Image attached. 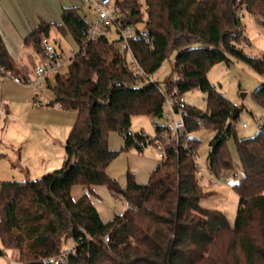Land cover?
Masks as SVG:
<instances>
[{
	"label": "trees",
	"instance_id": "trees-1",
	"mask_svg": "<svg viewBox=\"0 0 264 264\" xmlns=\"http://www.w3.org/2000/svg\"><path fill=\"white\" fill-rule=\"evenodd\" d=\"M118 2L127 10L125 23L141 29L128 44L144 75L126 68L114 40L87 41L88 23L76 7L62 9L60 24L40 21L24 39L42 55L41 37L55 27L67 30L84 53L75 54L53 84L47 81L53 92L47 105L77 113L61 166L32 180L0 181V255L12 249L19 264H53L46 259L71 241L72 251L56 264H264V127L238 137L235 105L207 78L215 64L237 60L264 79V51L251 56L238 48L246 37L237 16L243 8L264 24V0ZM172 53L170 74L160 85L152 75ZM0 66L19 76L1 38ZM193 89L205 94L206 111L186 103L185 131L164 144V158L147 182L130 171L125 186L109 176L106 169L121 151L164 143L157 119L166 94ZM251 96L264 109V82ZM134 115L154 120V136L131 130ZM200 125L214 132L207 167L216 179L233 167L226 143L234 138L242 176L231 185L238 196L232 223L223 211L200 204L208 192L196 161L200 140L190 136ZM111 131L122 137L117 150L107 145ZM78 184L88 191L73 198ZM94 185H105L130 206L103 221L91 201Z\"/></svg>",
	"mask_w": 264,
	"mask_h": 264
},
{
	"label": "rangeland",
	"instance_id": "rangeland-1",
	"mask_svg": "<svg viewBox=\"0 0 264 264\" xmlns=\"http://www.w3.org/2000/svg\"><path fill=\"white\" fill-rule=\"evenodd\" d=\"M75 5L78 12L86 21H91L95 18L94 9L89 4H80L76 1ZM243 14L241 27L246 39L241 40L238 48L245 54L260 56L264 51V24L259 21V18L247 11H243ZM108 37L110 39L118 37V32L114 26L110 29ZM49 38L57 51L62 50L66 56L70 55L71 51L76 48L75 42L70 35L61 36L60 41H55L56 38L52 35ZM174 55L172 53L152 75V78L157 80L160 85L164 84L165 79L170 74V64ZM40 59L41 55L39 57L33 56V64H38ZM66 69L64 67L61 71L64 72ZM207 78L215 86L216 90L224 94L239 109L235 121L238 137L252 136L259 130L260 126L264 127V109L251 96L252 91L264 82L261 75L257 74L244 63L233 60L230 65L220 62L212 66L207 72ZM53 82V80H50V84H53ZM0 87H2L6 98L12 100V105H8L10 114H5L0 120V181L32 180L56 169L38 172V170L35 171L32 168L27 173L20 168L22 167L20 164L24 165V159L18 158V155L24 154V150L29 151V149L36 154L39 150H48L58 152V157L63 155V146L75 121L76 111L57 109L54 107L55 105H47L53 99V92L45 84L37 89H33L30 86L15 84L7 80ZM36 92L38 93L36 106H32L33 95ZM183 98L187 104L201 111H206L205 94L202 91L193 89L184 93ZM25 121H30L34 124L32 126L33 130L30 129ZM157 122L164 124L165 119H157ZM68 124L70 125L69 129L66 127ZM131 130L135 132L142 131L149 136H154V120L148 115H134L131 118ZM163 135L167 137L166 132ZM213 135L214 132L212 130L206 129L202 125L190 133L191 137L200 140L196 152V161L198 169L201 166L204 167V172H200V175H202L201 182L203 191L208 192L206 197L200 200V204L207 208L220 209L222 207L232 222L235 216L238 196L231 185L241 178V166L235 150L234 138H230L226 146L230 151L233 167L222 172L225 177L223 185L214 186L212 184V180L214 181L216 178L208 172L207 152L209 140ZM49 137L51 140L53 137L54 141L52 143L49 141ZM107 145L110 149H119L122 145L121 135L116 131L109 132ZM158 160V150L154 146H148L143 152L130 148L121 151L111 161L106 171L109 176L116 178L122 186L126 184L127 171L132 172L138 182L145 183L148 180L150 170H152ZM58 164L57 168L61 166L62 162ZM92 187L96 192L95 196L92 195L93 200L99 206L104 220H109L114 213L122 212L126 208V201L113 196L105 185H94ZM87 189L88 187L85 185H74L71 188V195L73 198H78ZM0 264H19L17 261V251L12 249L5 250V254L0 255Z\"/></svg>",
	"mask_w": 264,
	"mask_h": 264
},
{
	"label": "built area",
	"instance_id": "built-area-1",
	"mask_svg": "<svg viewBox=\"0 0 264 264\" xmlns=\"http://www.w3.org/2000/svg\"><path fill=\"white\" fill-rule=\"evenodd\" d=\"M121 1V0H119ZM81 4H89L93 7L95 18L91 21H87L88 28L86 32V40L94 41L101 36L108 37L110 29L114 26L118 32V37L116 39H110L109 42L114 40L116 47L120 55L125 59L126 68L136 75H144L143 70L138 65L130 47L129 40L137 36L138 29L132 25L125 23V18L127 15V10L121 8L118 0H80ZM243 8H240L237 12V16L241 21L243 19ZM143 35V31L140 32ZM148 39V38H147ZM41 46L43 48V54L38 64L34 65L31 73L26 77H21L16 75L12 70L6 69L0 66V80L10 79L14 83L20 85L30 86L33 89L41 87L43 84L54 80L58 73H62V68H68L74 55L77 53H84L83 49L75 48L71 51L70 55L66 56L63 51H57L53 43L50 41L48 36L41 37ZM186 102L183 95L176 94L175 91L167 93L163 103L162 115L165 119L164 127L167 137L165 142L155 141L152 146L156 147L158 150L159 160L164 158V144L173 141H178L179 137L185 131V126L183 122V113L185 111ZM4 117V111L0 107V120ZM245 125V124H244ZM201 173L204 172V167L200 168ZM224 177L221 176L214 181L212 184L214 186H219L224 183ZM126 208L129 207V203L125 202ZM108 236L104 237V241L108 242ZM73 249V244L69 241L66 247L57 255L50 256L46 260L49 263L56 264L60 259L65 258Z\"/></svg>",
	"mask_w": 264,
	"mask_h": 264
},
{
	"label": "crops",
	"instance_id": "crops-1",
	"mask_svg": "<svg viewBox=\"0 0 264 264\" xmlns=\"http://www.w3.org/2000/svg\"><path fill=\"white\" fill-rule=\"evenodd\" d=\"M76 1L80 3V0H0V38L8 55L10 56V58L14 63L17 72H19V76L26 77L27 75H29L34 66L33 56L39 57L41 55V53H37L32 48V46L24 45L25 37H27L31 32V30L34 27H36L38 23L42 20L49 23L60 24L62 9L64 7L77 8V6L75 5ZM51 35L54 38H56L55 41H60L59 39L61 36L65 37L67 35L68 36L70 35V37L73 39L72 35L67 30L63 34L59 32L55 27H51L48 37H50ZM75 47L77 48L76 43H75ZM7 80L14 83L10 79H4V80H0V85ZM45 85L47 86V83H45ZM37 95H38L37 92L33 95L32 106H36ZM0 104H2L0 105V107L4 109L3 111H5L4 115L10 114L8 105L9 106L10 104L12 105V100L6 98V96L4 95V91L2 90V87H0ZM54 107H56L57 109H61L57 105H55ZM25 123L30 127V129H32V126L34 125L32 122L25 121ZM66 127L67 129H69L70 125L68 124V126ZM49 141L52 143L54 141L53 137L52 140L49 137ZM18 158H23L25 160L24 161L22 159L24 165H26L25 167H23L24 165H21L19 163L20 166H22L20 168L25 172L29 173L32 168L35 169V171L38 170V172H42L57 168L59 165L58 163L63 161L64 154L58 157V152L48 151V150L47 151L39 150L36 154L29 149V151L24 150V154L21 155L19 154ZM154 167L152 168V170L154 169ZM152 170H150V172ZM222 175L224 177V173ZM87 191L88 189L85 192ZM92 191L93 194H91V201L93 205L99 212L102 220L108 221L103 219L99 206L93 200L94 198L92 195L94 196L96 195V192L93 187H92ZM219 210L223 211L226 214V212L222 207H220ZM228 219L230 221V218ZM230 223L232 222L230 221Z\"/></svg>",
	"mask_w": 264,
	"mask_h": 264
},
{
	"label": "water",
	"instance_id": "water-1",
	"mask_svg": "<svg viewBox=\"0 0 264 264\" xmlns=\"http://www.w3.org/2000/svg\"><path fill=\"white\" fill-rule=\"evenodd\" d=\"M239 109L234 107L233 108V111H232V114H231V118H234V116L238 113Z\"/></svg>",
	"mask_w": 264,
	"mask_h": 264
}]
</instances>
